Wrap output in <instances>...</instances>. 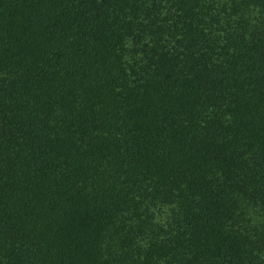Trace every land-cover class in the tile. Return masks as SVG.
<instances>
[{"label": "trees", "instance_id": "trees-1", "mask_svg": "<svg viewBox=\"0 0 264 264\" xmlns=\"http://www.w3.org/2000/svg\"><path fill=\"white\" fill-rule=\"evenodd\" d=\"M0 264H264V0H0Z\"/></svg>", "mask_w": 264, "mask_h": 264}]
</instances>
